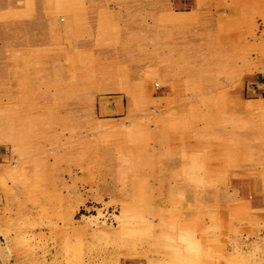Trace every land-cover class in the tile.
<instances>
[{
	"label": "rangeland",
	"instance_id": "1",
	"mask_svg": "<svg viewBox=\"0 0 264 264\" xmlns=\"http://www.w3.org/2000/svg\"><path fill=\"white\" fill-rule=\"evenodd\" d=\"M264 0H0V264H264Z\"/></svg>",
	"mask_w": 264,
	"mask_h": 264
},
{
	"label": "built area",
	"instance_id": "2",
	"mask_svg": "<svg viewBox=\"0 0 264 264\" xmlns=\"http://www.w3.org/2000/svg\"><path fill=\"white\" fill-rule=\"evenodd\" d=\"M264 89V88H263Z\"/></svg>",
	"mask_w": 264,
	"mask_h": 264
}]
</instances>
